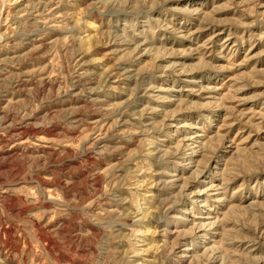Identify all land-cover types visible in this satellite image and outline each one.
<instances>
[{
	"label": "rangeland",
	"instance_id": "374dc122",
	"mask_svg": "<svg viewBox=\"0 0 264 264\" xmlns=\"http://www.w3.org/2000/svg\"><path fill=\"white\" fill-rule=\"evenodd\" d=\"M0 264H264V0H0Z\"/></svg>",
	"mask_w": 264,
	"mask_h": 264
}]
</instances>
